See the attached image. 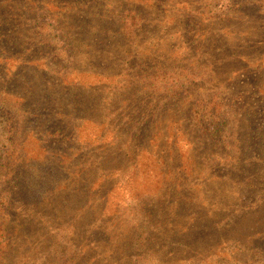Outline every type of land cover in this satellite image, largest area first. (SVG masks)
Wrapping results in <instances>:
<instances>
[{
	"label": "rangeland",
	"instance_id": "obj_1",
	"mask_svg": "<svg viewBox=\"0 0 264 264\" xmlns=\"http://www.w3.org/2000/svg\"><path fill=\"white\" fill-rule=\"evenodd\" d=\"M129 5L145 21L127 43L107 13ZM57 6L69 37L38 14L0 46V264H117L121 246L153 260L137 263L205 264L183 255L198 238L264 231V0ZM126 106L156 115L128 158L108 148L115 184L88 188L76 156L123 134ZM262 249L233 245L228 264H264Z\"/></svg>",
	"mask_w": 264,
	"mask_h": 264
},
{
	"label": "trees",
	"instance_id": "obj_2",
	"mask_svg": "<svg viewBox=\"0 0 264 264\" xmlns=\"http://www.w3.org/2000/svg\"><path fill=\"white\" fill-rule=\"evenodd\" d=\"M48 2H39V0H0V46L4 47H10V44L7 42V39L12 36V33L7 34L6 31H14L15 29H20V38H25V28L28 26H31L28 23H32L34 18H32V15H41V18H54V21L56 22V25L58 27V32L60 35H64L69 37L73 31L74 28L70 26V28L63 25L60 21V14L55 12L58 9L57 6V0H47ZM126 9H120V10H113L111 12L107 13V16L109 19H111L112 22L116 21L118 19V31L116 33L117 36H120L123 41L130 43L135 42L139 36L140 33L144 30V18L141 15V12L136 10H131V7L134 8L133 5H129ZM64 10V9H62ZM59 11V10H57ZM56 14V15H55ZM77 18V17H76ZM37 18L36 20H39ZM78 21V19H77ZM18 23V26L16 27L14 24ZM117 24V23H116ZM6 29H4L5 27ZM26 25V26H25ZM94 30V28H92ZM105 29H103V35H104ZM24 32V33H22ZM23 44H19L18 48H20ZM133 52H127V56L129 57L128 61H126L124 67H129L132 63L131 58H136L135 56H132ZM123 61L127 60L125 56L122 57ZM131 70V69H130ZM123 72H129L128 69H124ZM125 77V80L123 81V84L127 86H132L133 80L129 74L126 76H120ZM144 78L142 75H138V77L135 79V83L141 84L144 82ZM150 87H152L150 84L147 83ZM151 91H155L158 93V89L152 88ZM123 94V93H122ZM153 96V95H152ZM129 97V96H128ZM132 98H137L135 96H130L127 104H131L130 101ZM138 99V98H137ZM150 108H144V110L140 109H128L126 106V109H123V119L122 121H118L119 124L122 126L124 132L121 135H114L111 137V140H108V145H105L107 142L105 140H100V144H103L102 149L104 151H98L97 153L95 150L90 151L89 153L83 155H77L76 158L78 159V165L82 168H80V173L84 172L85 176L81 177L80 174H76L75 177H80L81 180L88 181L89 184L86 186L88 188H92L93 185L100 183L101 190L105 193V188L108 187V184L111 185L115 184L116 181H113L111 178V167L112 165L118 164L119 162H114L115 156H111L109 154L108 148H114L117 149H126L127 150V156L128 158L130 154H132L133 148L136 149L135 145L140 143V138L138 139V135L136 134L137 130H139V124L142 122L140 119V116H147L151 114L152 118L156 115V110H149ZM128 111H131L128 116ZM143 111V112H142ZM154 112V113H153ZM126 113V117L125 116ZM147 119V118H146ZM154 120V119H150ZM88 120H83L80 122V125H76L75 129H79L82 123ZM114 121L111 120L110 123H104V127L107 126H113ZM62 126V125H61ZM66 129V128H64ZM79 138V134H78ZM68 138L64 136L62 133L61 142L58 143H64ZM76 140V139H75ZM80 140V138H79ZM135 146V147H134ZM98 149H100L98 147ZM135 153V152H134ZM10 158V156H9ZM7 160H10V159ZM5 175V174H3ZM9 175H6V178H8ZM93 182V183H92ZM5 191V190H3ZM8 197V196H7ZM215 240L212 238V235L209 234L207 239L204 238H198L196 241V244H189L190 248L192 250H184L183 255H185L186 259L196 260L197 257H203L205 264H228V261H230V258L232 254H230L229 249L233 245L237 244H243L245 248L248 250H264V231L261 232H255V233H242L238 235H232L227 236L223 235L215 236ZM120 246V245H119ZM227 246V247H226ZM125 251V246H121V252L120 250L116 249L117 256V264H142V262L137 263V260L141 261H148L147 259L148 252L139 253V254H132ZM173 256V255H172ZM171 256V257H172ZM153 261V260H149ZM231 262V261H230ZM159 264L157 262H152L149 264Z\"/></svg>",
	"mask_w": 264,
	"mask_h": 264
}]
</instances>
